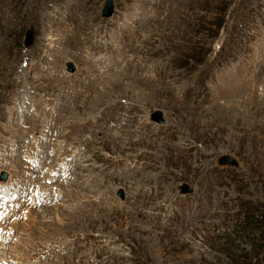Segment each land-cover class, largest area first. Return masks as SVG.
<instances>
[{
  "label": "rangeland",
  "instance_id": "374dc122",
  "mask_svg": "<svg viewBox=\"0 0 264 264\" xmlns=\"http://www.w3.org/2000/svg\"><path fill=\"white\" fill-rule=\"evenodd\" d=\"M103 1L0 0V264H264V0Z\"/></svg>",
  "mask_w": 264,
  "mask_h": 264
},
{
  "label": "water",
  "instance_id": "95a60500",
  "mask_svg": "<svg viewBox=\"0 0 264 264\" xmlns=\"http://www.w3.org/2000/svg\"><path fill=\"white\" fill-rule=\"evenodd\" d=\"M112 9H113V4H112L111 0H104L102 3V7H101V15L105 16V17L109 16L112 12ZM32 41H33L32 28L28 27L24 32L22 43H23V45L28 46L32 43ZM66 67H67L68 71L73 70V65L70 62L66 63ZM149 120L154 121L156 123H163L161 110L152 111L149 114ZM217 162H218V164H230L233 166L237 165V162L235 161V159H233L231 156L226 155V154L218 156ZM5 176L6 175L4 172L0 173V179H5ZM179 192L181 194L188 193V192H191V188L187 184H182L179 187ZM117 195L119 197H122L120 189L118 190Z\"/></svg>",
  "mask_w": 264,
  "mask_h": 264
},
{
  "label": "snow or ice",
  "instance_id": "6c2138e0",
  "mask_svg": "<svg viewBox=\"0 0 264 264\" xmlns=\"http://www.w3.org/2000/svg\"><path fill=\"white\" fill-rule=\"evenodd\" d=\"M17 207H19V205H17ZM4 217H5V214L3 212H0V220H3ZM3 231H4L3 229H0V242H2Z\"/></svg>",
  "mask_w": 264,
  "mask_h": 264
},
{
  "label": "bare ground",
  "instance_id": "6f19581e",
  "mask_svg": "<svg viewBox=\"0 0 264 264\" xmlns=\"http://www.w3.org/2000/svg\"><path fill=\"white\" fill-rule=\"evenodd\" d=\"M228 165H230V164H228ZM231 166H233V165H231Z\"/></svg>",
  "mask_w": 264,
  "mask_h": 264
}]
</instances>
